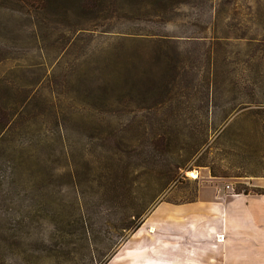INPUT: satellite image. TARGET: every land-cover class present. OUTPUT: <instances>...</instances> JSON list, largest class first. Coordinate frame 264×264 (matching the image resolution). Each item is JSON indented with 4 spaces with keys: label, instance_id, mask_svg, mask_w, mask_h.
Returning <instances> with one entry per match:
<instances>
[{
    "label": "rangeland",
    "instance_id": "1",
    "mask_svg": "<svg viewBox=\"0 0 264 264\" xmlns=\"http://www.w3.org/2000/svg\"><path fill=\"white\" fill-rule=\"evenodd\" d=\"M34 1L0 0V264H141L203 184L264 192V0ZM160 44L175 78L111 87Z\"/></svg>",
    "mask_w": 264,
    "mask_h": 264
},
{
    "label": "crops",
    "instance_id": "2",
    "mask_svg": "<svg viewBox=\"0 0 264 264\" xmlns=\"http://www.w3.org/2000/svg\"><path fill=\"white\" fill-rule=\"evenodd\" d=\"M167 211L165 221L174 227L156 220L141 264H264V194L207 182L196 201Z\"/></svg>",
    "mask_w": 264,
    "mask_h": 264
},
{
    "label": "trees",
    "instance_id": "3",
    "mask_svg": "<svg viewBox=\"0 0 264 264\" xmlns=\"http://www.w3.org/2000/svg\"><path fill=\"white\" fill-rule=\"evenodd\" d=\"M27 4H31V0H22ZM40 8L44 11L51 12L59 16V20H68L71 18L77 19L79 22L85 19H91L94 16L100 17L104 12L103 9L100 8L103 0H35ZM32 4H34L32 2ZM93 16V17H91ZM78 22L79 25H82ZM137 37H132L133 40H141L138 37L142 38L140 35H136ZM162 39H165L162 37ZM167 39V38H166ZM164 47L160 44L153 53L151 54V61L147 62L145 65H137V63L132 60L130 64L122 65L117 69L112 67L113 75L115 73V77L111 79V87L118 85H129L136 86L137 80L141 75H154V74H162L163 76H173L179 72V64L172 60L171 55L168 54ZM140 57V56H139ZM140 73H142L140 75ZM126 74V78L122 77V75ZM123 81L122 84H119ZM133 84V85H131ZM256 91L250 92L249 104L255 105L259 107H264V92L262 90V97L256 95ZM257 113L260 110L255 111ZM236 193H249L247 191ZM264 194V192H254Z\"/></svg>",
    "mask_w": 264,
    "mask_h": 264
},
{
    "label": "bare ground",
    "instance_id": "4",
    "mask_svg": "<svg viewBox=\"0 0 264 264\" xmlns=\"http://www.w3.org/2000/svg\"><path fill=\"white\" fill-rule=\"evenodd\" d=\"M197 175V172L195 171L194 174L192 176H196Z\"/></svg>",
    "mask_w": 264,
    "mask_h": 264
}]
</instances>
